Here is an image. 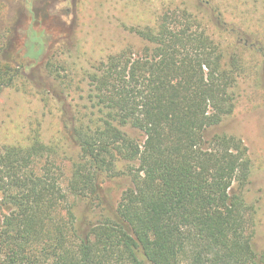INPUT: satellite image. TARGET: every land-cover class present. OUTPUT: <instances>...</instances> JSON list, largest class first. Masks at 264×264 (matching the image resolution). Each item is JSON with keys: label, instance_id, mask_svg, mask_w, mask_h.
<instances>
[{"label": "trees", "instance_id": "trees-1", "mask_svg": "<svg viewBox=\"0 0 264 264\" xmlns=\"http://www.w3.org/2000/svg\"><path fill=\"white\" fill-rule=\"evenodd\" d=\"M134 33L145 49L127 47L88 72L82 107L57 93L60 144L35 132L28 145L0 151V264H264L244 195L248 149L238 137L209 135L235 112L243 59L187 9ZM55 60L47 68L58 79ZM21 77L0 64V97ZM121 174L130 183L118 206L99 209L103 182ZM83 202L94 212L79 216Z\"/></svg>", "mask_w": 264, "mask_h": 264}, {"label": "rangeland", "instance_id": "rangeland-1", "mask_svg": "<svg viewBox=\"0 0 264 264\" xmlns=\"http://www.w3.org/2000/svg\"><path fill=\"white\" fill-rule=\"evenodd\" d=\"M180 9L193 12L216 42L243 59L245 72L236 84L235 112L211 129L209 135L238 137L248 149L252 169L244 195L255 213L253 247L262 253L264 0H0V64L21 68L23 75L16 88H4L1 93L0 151L28 145L35 132L47 145L60 144L66 128L61 122L57 93L70 92L74 105L81 102L82 107L81 96L92 89L88 72L127 47L134 53L143 51L146 43L134 31L153 24L161 13ZM60 38L64 41L52 48V42ZM50 58L56 59L58 79L47 68ZM124 130L144 140L138 131L130 127ZM71 147L63 148V171L58 172L63 185L70 177L67 157L77 151ZM129 183L124 174L104 181L106 204L99 209L116 208ZM87 203L79 205V216L94 212Z\"/></svg>", "mask_w": 264, "mask_h": 264}]
</instances>
